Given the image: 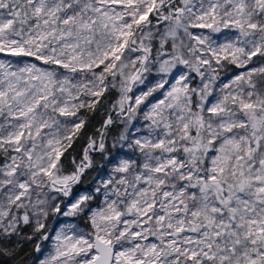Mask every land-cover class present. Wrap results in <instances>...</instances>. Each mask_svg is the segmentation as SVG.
Here are the masks:
<instances>
[{
  "label": "snow or ice",
  "instance_id": "obj_1",
  "mask_svg": "<svg viewBox=\"0 0 264 264\" xmlns=\"http://www.w3.org/2000/svg\"><path fill=\"white\" fill-rule=\"evenodd\" d=\"M26 243L31 264H264V0H0V257Z\"/></svg>",
  "mask_w": 264,
  "mask_h": 264
},
{
  "label": "trees",
  "instance_id": "obj_2",
  "mask_svg": "<svg viewBox=\"0 0 264 264\" xmlns=\"http://www.w3.org/2000/svg\"><path fill=\"white\" fill-rule=\"evenodd\" d=\"M107 100L104 103V106L101 107L97 112L95 113H87L89 119H90V125L88 127V134H91L92 132H94L95 128L99 127L100 124L102 123L103 119H104V114L105 111L107 109V107L109 106L110 102L114 101V97H113V93L112 91L107 93ZM111 135H116V132L114 131V129L111 132ZM86 143L85 139H81L79 140L75 145H74V150H70L71 156H76L77 158H79V155L82 151V148L84 147ZM111 144V140H109V145ZM69 160H66L65 163L66 165L69 164ZM94 163L96 164V168L90 170L85 178H84V184H86L91 178L92 176H94V173L96 172V170L98 169L99 165L102 163V158L100 157V155H95L94 156ZM34 256V252H33V245L32 244H24L23 245V250L21 253V256L17 257L16 260H11L8 257H0V264H17V262L21 259L30 262L31 258Z\"/></svg>",
  "mask_w": 264,
  "mask_h": 264
},
{
  "label": "rangeland",
  "instance_id": "obj_3",
  "mask_svg": "<svg viewBox=\"0 0 264 264\" xmlns=\"http://www.w3.org/2000/svg\"><path fill=\"white\" fill-rule=\"evenodd\" d=\"M112 93H113L114 99H116L118 97V93L115 90H113ZM114 131L116 132L115 129H114ZM102 164H103V160H102V163L99 165L98 169L100 168V166ZM97 170L94 173V176H92V178L86 184L81 185V187H86V186H88L89 184L92 183L93 177H95L96 174H97ZM65 220H67L70 223H77L81 230H85V231L87 230L86 222L83 221V220H72L71 218L60 217L59 220H57L56 218H50L49 221H48V223L50 224V226L52 228H55L56 230H59L60 227L63 226V222ZM45 243L47 244V242H45Z\"/></svg>",
  "mask_w": 264,
  "mask_h": 264
},
{
  "label": "flooded vegetation",
  "instance_id": "obj_4",
  "mask_svg": "<svg viewBox=\"0 0 264 264\" xmlns=\"http://www.w3.org/2000/svg\"><path fill=\"white\" fill-rule=\"evenodd\" d=\"M34 255H36V254L34 253ZM28 264H31V261H30V262H28Z\"/></svg>",
  "mask_w": 264,
  "mask_h": 264
}]
</instances>
